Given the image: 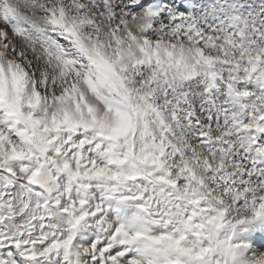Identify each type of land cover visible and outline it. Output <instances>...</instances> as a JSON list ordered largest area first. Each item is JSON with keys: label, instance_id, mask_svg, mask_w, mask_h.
I'll return each instance as SVG.
<instances>
[{"label": "snow or ice", "instance_id": "6c2138e0", "mask_svg": "<svg viewBox=\"0 0 264 264\" xmlns=\"http://www.w3.org/2000/svg\"><path fill=\"white\" fill-rule=\"evenodd\" d=\"M0 264H264V0H0Z\"/></svg>", "mask_w": 264, "mask_h": 264}, {"label": "bare ground", "instance_id": "6f19581e", "mask_svg": "<svg viewBox=\"0 0 264 264\" xmlns=\"http://www.w3.org/2000/svg\"><path fill=\"white\" fill-rule=\"evenodd\" d=\"M10 35V34H9Z\"/></svg>", "mask_w": 264, "mask_h": 264}]
</instances>
